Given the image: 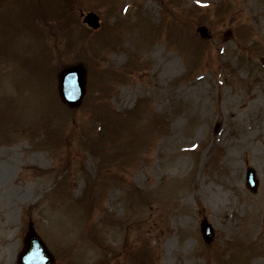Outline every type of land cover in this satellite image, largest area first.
<instances>
[{
	"label": "rangeland",
	"instance_id": "rangeland-1",
	"mask_svg": "<svg viewBox=\"0 0 264 264\" xmlns=\"http://www.w3.org/2000/svg\"><path fill=\"white\" fill-rule=\"evenodd\" d=\"M263 58L264 0H0V264H264Z\"/></svg>",
	"mask_w": 264,
	"mask_h": 264
},
{
	"label": "water",
	"instance_id": "water-1",
	"mask_svg": "<svg viewBox=\"0 0 264 264\" xmlns=\"http://www.w3.org/2000/svg\"><path fill=\"white\" fill-rule=\"evenodd\" d=\"M84 20L91 26L97 28L99 16L94 12H89ZM199 31L204 37L210 36L205 26H200ZM231 34V31L229 32ZM59 90L64 102L70 106H77L81 103L86 91V69L82 64H74L65 67L59 74ZM247 181L249 187L256 191L258 179L255 170L249 168L247 171ZM201 229L206 240L210 241L214 230L211 225L203 220ZM210 235V237H209ZM54 256L47 247L41 236L35 231L33 222L30 223V230L25 238V247L20 254V264H53Z\"/></svg>",
	"mask_w": 264,
	"mask_h": 264
}]
</instances>
